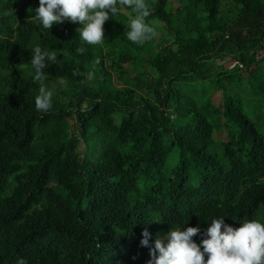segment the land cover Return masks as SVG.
<instances>
[{
    "label": "trees",
    "instance_id": "16d2710c",
    "mask_svg": "<svg viewBox=\"0 0 264 264\" xmlns=\"http://www.w3.org/2000/svg\"><path fill=\"white\" fill-rule=\"evenodd\" d=\"M145 3L157 37L129 41L135 13L117 0L89 45L78 23L44 29L39 0H0V264H149L171 229L199 227L203 251L213 219L236 229L264 211V0ZM37 45L57 56L47 112Z\"/></svg>",
    "mask_w": 264,
    "mask_h": 264
},
{
    "label": "clouds",
    "instance_id": "9594fccd",
    "mask_svg": "<svg viewBox=\"0 0 264 264\" xmlns=\"http://www.w3.org/2000/svg\"><path fill=\"white\" fill-rule=\"evenodd\" d=\"M119 4L131 8L135 13L130 17L127 39L135 44H144L158 36L154 27L145 22L150 15L145 0H119ZM119 11L117 0H39L34 19L44 29H51L54 24L66 20L78 23L79 37L89 45H97L104 40V23ZM83 53L84 48H77ZM56 62L55 51H42L39 45L32 50L31 65L35 69L33 82L39 83V95L35 97L38 111L47 112L51 108L52 91L44 86L45 76L42 70L45 60ZM99 59L96 64H99ZM78 70L73 75H77ZM91 75V73H90ZM223 228V231H222ZM200 233L199 227L171 229L166 236L167 244L161 239L155 241V248L150 255L149 264H264V223L257 220L245 221L239 228L223 224V218L213 219L206 230L209 237L202 240L203 251L193 241ZM141 244L148 245L149 233L145 229ZM159 253L157 256L156 253ZM207 253V260L204 256ZM23 264V261H18Z\"/></svg>",
    "mask_w": 264,
    "mask_h": 264
},
{
    "label": "rangeland",
    "instance_id": "374dc122",
    "mask_svg": "<svg viewBox=\"0 0 264 264\" xmlns=\"http://www.w3.org/2000/svg\"><path fill=\"white\" fill-rule=\"evenodd\" d=\"M250 59H245V62H249ZM233 61H230L228 58L227 59H224L222 61H218L216 65L220 66L222 69H225V70H229L231 68V65H232ZM255 71V66L253 63H248V66H247V76H250L251 74H253ZM243 78H246V77H243ZM245 81L246 79L242 82V85L245 84ZM208 89H210V87L208 86L207 89H206V93H207V96L208 94L210 95L211 94V91H208ZM241 100L243 101V104H244V110L246 111V114L247 116L256 124V126L259 127L258 123L254 120V116L256 114V111H257V103L254 102V98L246 93H243L241 95ZM263 124H264V121H263ZM260 129H262V127L260 126L259 127ZM217 133H215V139L217 140ZM179 151H175L174 154L172 155V157L169 159L167 165L165 166V172L167 173L174 165V162L175 160L178 158L179 156ZM257 221L261 222V223H264V211H260L258 213V217H257ZM163 243L167 244V239H163L162 240Z\"/></svg>",
    "mask_w": 264,
    "mask_h": 264
}]
</instances>
